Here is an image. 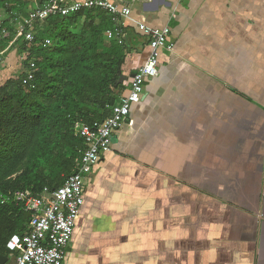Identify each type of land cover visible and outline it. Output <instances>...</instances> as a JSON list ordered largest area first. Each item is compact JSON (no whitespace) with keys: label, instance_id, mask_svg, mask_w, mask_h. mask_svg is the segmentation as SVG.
<instances>
[{"label":"crops","instance_id":"obj_1","mask_svg":"<svg viewBox=\"0 0 264 264\" xmlns=\"http://www.w3.org/2000/svg\"><path fill=\"white\" fill-rule=\"evenodd\" d=\"M122 1L118 96L148 54L137 22L172 49L94 166L63 264H264V0Z\"/></svg>","mask_w":264,"mask_h":264},{"label":"trees","instance_id":"obj_2","mask_svg":"<svg viewBox=\"0 0 264 264\" xmlns=\"http://www.w3.org/2000/svg\"><path fill=\"white\" fill-rule=\"evenodd\" d=\"M25 5L0 0V12L8 14L0 31L15 33L12 21L18 12L28 16ZM113 26L106 12L86 9L37 21L34 39L18 41L27 53L24 71L0 85V254L8 253L6 241L26 231L30 218L7 197L17 189L39 192L62 184L83 148L73 124L104 119L119 99L126 53L104 35ZM46 38L50 44L44 46ZM32 60L33 77L25 83Z\"/></svg>","mask_w":264,"mask_h":264},{"label":"built area","instance_id":"obj_3","mask_svg":"<svg viewBox=\"0 0 264 264\" xmlns=\"http://www.w3.org/2000/svg\"><path fill=\"white\" fill-rule=\"evenodd\" d=\"M86 9L106 12L114 24L113 28L104 32L106 39L125 46L132 10L122 0H46L27 14L18 27V34L30 42L34 39L37 21L49 16L76 14ZM136 25L148 37V54L133 72L127 92L119 96L104 119L92 123L76 121L73 124L74 134L83 140V148L75 158L72 172L56 187L44 186L39 192L17 189L7 197L30 214L26 231L11 235L5 243L10 264H63L84 204L85 186L94 166L111 152L113 136L121 128L131 106L142 99L145 82L158 76L161 51L172 49L168 44L171 31L168 25L149 26L145 22H137ZM49 44L50 40L44 39L43 45ZM34 66L32 62L23 82L32 79Z\"/></svg>","mask_w":264,"mask_h":264},{"label":"rangeland","instance_id":"obj_4","mask_svg":"<svg viewBox=\"0 0 264 264\" xmlns=\"http://www.w3.org/2000/svg\"><path fill=\"white\" fill-rule=\"evenodd\" d=\"M25 1L26 5L24 10L27 14L38 7L36 5L39 0ZM5 19H8V14L4 10L0 12V23H3ZM25 19L26 18L23 17V14H19L18 12V14H15L14 20L12 21V25H14L15 27V33L12 34L5 28H1L0 31V71L1 73L3 71V73L6 74L5 71L10 69L12 75L8 76L7 78L17 77L24 71L23 60L25 59L27 53L23 51L24 49L22 48V46L18 44V41H21V37L24 39L23 35L18 34V27L21 26V23L25 21ZM2 44H5V46H2ZM32 62L34 63V60L30 61L29 66ZM2 79L4 78H1V80ZM4 81H2V83H4Z\"/></svg>","mask_w":264,"mask_h":264},{"label":"water","instance_id":"obj_5","mask_svg":"<svg viewBox=\"0 0 264 264\" xmlns=\"http://www.w3.org/2000/svg\"><path fill=\"white\" fill-rule=\"evenodd\" d=\"M132 75H133V73H132ZM132 75H131V76H132ZM125 78H126L125 76L121 75V76L119 77L118 82H119V83H122V82H123V79H125ZM7 260H8L7 255H5V254H0V264H10V261H7Z\"/></svg>","mask_w":264,"mask_h":264}]
</instances>
